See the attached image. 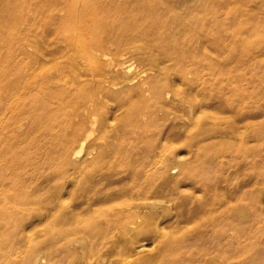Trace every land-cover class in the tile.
Masks as SVG:
<instances>
[{
  "label": "rangeland",
  "instance_id": "374dc122",
  "mask_svg": "<svg viewBox=\"0 0 264 264\" xmlns=\"http://www.w3.org/2000/svg\"><path fill=\"white\" fill-rule=\"evenodd\" d=\"M208 2L220 10L218 32L209 29ZM168 3L175 12L164 18L189 16L191 26L159 29L146 52L115 58L107 78L120 85L96 95L78 159L71 156L81 132L69 155L38 132V151L0 150V184L21 176L20 191L33 194L0 241V264H151L178 244L195 264H264V0ZM1 7L11 12L0 13V86L22 69L54 64L62 80L85 78L78 56L67 61L66 45L25 19L23 0ZM161 40L186 54L187 77L177 61L159 57ZM143 71L150 94L137 123L134 80ZM34 106L28 114H44ZM69 110H51L53 124L63 126Z\"/></svg>",
  "mask_w": 264,
  "mask_h": 264
},
{
  "label": "bare ground",
  "instance_id": "6f19581e",
  "mask_svg": "<svg viewBox=\"0 0 264 264\" xmlns=\"http://www.w3.org/2000/svg\"><path fill=\"white\" fill-rule=\"evenodd\" d=\"M23 1L25 19L38 20L41 29L50 33L58 42L65 44L71 53L66 58L67 61L72 62L78 56L86 75L83 80L82 77H77V80L72 82L68 79L62 80V66L58 64L48 67L42 66L37 69L28 67L22 69L21 73L14 74L15 79L10 86H0V150L8 149L6 152L10 154L15 151V147L21 144H25L28 149L35 147L36 151L40 150V145L32 142L35 140V133L38 132L47 141H54L55 145H59L66 155H69V149L73 143L72 136L81 132L78 139L75 140V150L71 156V159L77 158L91 139L93 127L89 123L91 122L96 95L98 93L104 96L110 95L111 91L107 89V84L113 87L120 85V83L109 80L110 77L107 78L117 69L115 58L121 60L123 57L133 55L138 49L146 52L152 46L151 40L149 41L148 38L159 29L169 30L175 26L179 30H184L191 26L192 18L187 16L185 18L176 17L171 21L166 20L164 15L171 11L169 0ZM208 5L205 6L208 13L214 15V21L209 29L212 32H218L221 26L220 10L212 2H208ZM10 12L7 7L0 8L2 14ZM161 33L160 35H164ZM25 45L29 46L28 43H24ZM156 46L159 47L160 58L177 61L181 67L180 74L184 78L188 76L192 63L185 62L187 61V59L185 60L186 54L178 55L176 52L170 51L164 40L158 41ZM164 69L166 70V68ZM120 70L122 71V69ZM147 72L143 71L142 75L134 74L139 76L135 78L134 83H137L136 87L140 88L142 96V103L135 112L137 123L147 115L148 96L150 94L148 89L149 74ZM162 89L164 90V88ZM75 99L81 102L83 106L75 107ZM53 104L55 106H52ZM25 105L30 107L25 109ZM33 105L42 109L44 114L35 115L32 112L28 114ZM64 106L70 109L66 115L65 123L63 122L64 125L61 126L60 122L53 124L55 112L53 113L51 110H57ZM48 111L53 114L48 115ZM24 128V132L19 133ZM92 152L88 154L91 155ZM98 158L96 156L95 160ZM23 185L24 179L21 176L15 180L7 179L0 184V241L2 240V242L8 238L7 230L19 211L33 203V194L20 191ZM213 219L210 222L211 225L214 224ZM1 247L0 249H2ZM13 248L15 247L13 246ZM184 249L182 244L169 246L162 251L157 261L151 264H195V260L185 255ZM49 255L52 257L53 252L50 251ZM40 258L41 255L35 256L34 262L37 263Z\"/></svg>",
  "mask_w": 264,
  "mask_h": 264
}]
</instances>
